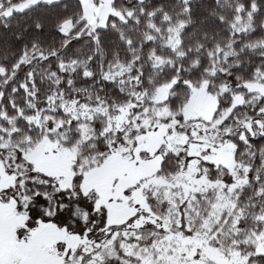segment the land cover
I'll return each mask as SVG.
<instances>
[{"label": "trees", "instance_id": "16d2710c", "mask_svg": "<svg viewBox=\"0 0 264 264\" xmlns=\"http://www.w3.org/2000/svg\"><path fill=\"white\" fill-rule=\"evenodd\" d=\"M26 1L0 0V69L5 71V75L0 73V168L15 177L11 190L20 203L27 206L35 199L21 195L31 181L36 185L56 183L54 177L37 171L28 160L44 138L68 149L82 144L81 127L89 121L75 119L63 104L77 100L90 107L103 105L113 116L118 108L134 103L135 94H143V106L135 113L167 106L186 124L191 121H185L181 110L189 102L192 87L207 83L208 93L218 99L217 115L232 106L235 96H244V103L234 108L218 129L224 141L235 145L236 162L249 167L247 184L237 194V224L232 229L229 219L212 245H233L231 248L252 257L251 264H264V259H257L261 254L253 243V235L264 230V134L260 133L264 128V96L245 87L257 81L264 84V0H114L113 8L122 18L112 15L105 28L93 32L83 18L80 0L41 3L8 18L3 16ZM67 22L73 28L65 34L62 26ZM179 26L180 44L174 50L167 41L171 30ZM121 69L129 70L127 82L111 80L110 76ZM170 84L169 98L153 103V95ZM223 88L228 89L225 94H221ZM53 96L58 98L54 111L50 110ZM38 114L47 117L41 118L40 124L31 122ZM248 122L252 123L249 129L245 127ZM90 123L92 137L75 160L73 183L68 188L82 190L85 165L104 162L124 143V132H106V117L98 115ZM19 153L23 159L18 161ZM186 155L184 151L164 152L156 175L171 178L184 171L192 160ZM200 172L211 181H233L228 169L209 161L201 160ZM17 178L19 189L15 188ZM84 193L89 202L97 203L94 191ZM146 194L151 212L163 217L168 204L148 191ZM213 195H196L200 212L211 206ZM1 199L4 203L15 201L28 221V211L18 209L11 195L2 191ZM71 211L75 215L69 224L79 229L82 224L76 221L89 219L85 204L77 207L73 202ZM103 221L101 213L95 226L100 227ZM119 227L106 231L114 233ZM123 256L119 250L117 256L107 257L111 259L106 264H125Z\"/></svg>", "mask_w": 264, "mask_h": 264}, {"label": "rangeland", "instance_id": "374dc122", "mask_svg": "<svg viewBox=\"0 0 264 264\" xmlns=\"http://www.w3.org/2000/svg\"><path fill=\"white\" fill-rule=\"evenodd\" d=\"M59 1L62 0H27L8 9L3 16L8 18L38 4ZM80 1L84 8L83 18L91 32L105 28L112 15L122 18L113 8L114 0ZM181 27L172 29L167 41L174 50L180 44ZM72 28V23L67 22L62 26V32L68 34ZM127 72L128 69H121L110 79L127 82ZM0 73L5 75L2 69ZM172 87L173 84L161 87L153 95V103H164ZM245 87L259 97L264 96V84L259 81L247 83ZM191 91L189 102L181 110L185 121H191L186 124L181 123L167 106L147 107L143 112L135 113V109L143 106V94H135L136 101L118 108L113 116L103 105L90 107L77 100L65 103L66 113L75 119L89 121L81 127L82 144L68 149L44 138L29 153L28 160L37 171L54 177L62 188H68L73 183L75 160L83 144L92 137L89 124L96 116L106 117V132L125 133L124 143L119 144L104 162L96 160L93 165L88 162L82 171L85 174L82 190L86 193L94 191L98 195L97 204L107 209L109 225L120 226L110 239L103 241L102 252L106 258L117 256L120 250L125 264H248L247 256L231 248L233 245L229 248L212 245L218 233L226 229L229 219H232L231 228L236 226L240 215L235 211L237 194L248 181L249 167L236 162L235 145L224 141L218 129L231 111L244 103V96H235L232 106L217 115L218 99L208 93L207 83L192 87ZM227 91L223 88L221 94ZM57 101L58 98L53 96L50 110H55ZM44 117L47 116L38 114L37 119L34 117L30 121L40 124ZM245 127L251 128L252 123H246ZM260 133L264 134L263 127ZM168 151H184L192 160L177 175L158 177L156 173L163 153ZM201 160L228 169L233 177L232 183L209 180L200 172ZM0 172V249L5 258H19L34 264H63V255H57L58 242L64 241L77 248L85 241L52 224H41L33 230L29 245L22 252L11 248L17 230L25 226L27 217L17 210L15 201H2L3 189L12 186L15 177L7 175L1 168ZM147 191L158 201L168 204L163 217L151 212ZM208 192L214 194L210 199L211 206L202 213L200 207H196V195ZM195 227L194 234L187 233ZM216 227L219 231L215 230ZM253 243L257 254L264 253V230L253 235Z\"/></svg>", "mask_w": 264, "mask_h": 264}, {"label": "snow or ice", "instance_id": "6c2138e0", "mask_svg": "<svg viewBox=\"0 0 264 264\" xmlns=\"http://www.w3.org/2000/svg\"><path fill=\"white\" fill-rule=\"evenodd\" d=\"M253 138L255 139V137ZM17 159L18 161L23 159V153H19ZM9 174L11 175V173ZM49 179L51 180V178ZM79 179L82 180L83 176ZM19 187V178H17L15 188L19 189ZM11 188L12 186L3 189V192L17 200L18 209L26 210L29 213L24 229L17 230L15 242L11 245L12 249L22 252L25 246L29 245L30 235L34 229L41 224H55L57 228H63L71 236L85 241L77 248L71 247L64 241L58 242L57 255H63V264H106V260L111 259L106 258L102 252L104 238L110 239L112 236L110 231H106V229L111 228L108 223L107 209L98 205L95 200L89 202L79 187L62 188L59 182L36 185L35 181H31L26 186L25 191L21 193L22 196L35 197L27 206L20 203L16 192L12 191ZM74 192L76 195H73ZM73 202L77 203V207L80 203L85 204V214L89 218L87 221H76L82 224L79 229L73 228L69 224V220H72L75 215L71 211ZM101 213L104 214L103 224L96 227V217ZM115 259H119V257ZM257 259H264V253L259 255ZM247 260L248 264H251L252 257H247ZM0 264H34V262L19 258L6 259L3 250L0 249Z\"/></svg>", "mask_w": 264, "mask_h": 264}]
</instances>
